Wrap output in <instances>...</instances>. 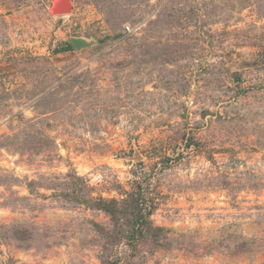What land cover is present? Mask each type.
Here are the masks:
<instances>
[{
    "label": "rangeland",
    "instance_id": "374dc122",
    "mask_svg": "<svg viewBox=\"0 0 264 264\" xmlns=\"http://www.w3.org/2000/svg\"><path fill=\"white\" fill-rule=\"evenodd\" d=\"M53 1L0 0V264H264V0Z\"/></svg>",
    "mask_w": 264,
    "mask_h": 264
},
{
    "label": "water",
    "instance_id": "95a60500",
    "mask_svg": "<svg viewBox=\"0 0 264 264\" xmlns=\"http://www.w3.org/2000/svg\"><path fill=\"white\" fill-rule=\"evenodd\" d=\"M70 11H71V0H54L49 10L50 14L55 16H65ZM70 43L76 50L88 48L92 45L91 43L86 42L82 38H77V37L71 38Z\"/></svg>",
    "mask_w": 264,
    "mask_h": 264
},
{
    "label": "trees",
    "instance_id": "16d2710c",
    "mask_svg": "<svg viewBox=\"0 0 264 264\" xmlns=\"http://www.w3.org/2000/svg\"><path fill=\"white\" fill-rule=\"evenodd\" d=\"M66 49H71V46L68 45V46L66 47ZM105 211L110 212V210H107L106 208H105Z\"/></svg>",
    "mask_w": 264,
    "mask_h": 264
}]
</instances>
